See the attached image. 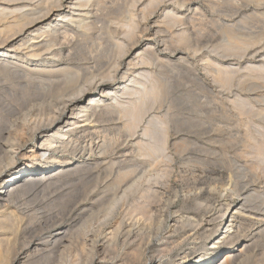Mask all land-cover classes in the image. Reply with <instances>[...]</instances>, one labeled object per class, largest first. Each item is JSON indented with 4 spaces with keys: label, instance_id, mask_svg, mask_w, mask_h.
<instances>
[{
    "label": "bare ground",
    "instance_id": "1",
    "mask_svg": "<svg viewBox=\"0 0 264 264\" xmlns=\"http://www.w3.org/2000/svg\"><path fill=\"white\" fill-rule=\"evenodd\" d=\"M12 1L0 2V75L39 79L40 102L30 115H0V264H264V115H253L258 137L238 132L235 145L213 136L200 139L214 130L199 115L151 116L149 126L124 148L118 177L91 185L90 191L92 161L64 156L92 153L83 141L95 137L85 122L115 114L122 104L131 105L119 110L127 118L123 128L132 137L137 134L146 114L142 99L154 96L156 88L140 91V106L123 101L137 92L141 77L149 78L143 68L165 51L175 63L185 61L178 46L187 45L189 34L176 44L171 35L174 43H169L161 27L182 23L170 9L166 12L168 7L197 1L149 0L156 12L142 17L151 41L142 53L135 52L138 42L130 43L133 18L120 34L118 24L103 19L100 0ZM135 1L126 5L131 10L143 5ZM161 15L160 24H147ZM92 28L104 36L80 63L78 54L86 49ZM122 34L128 39H120ZM24 58L32 68L22 67ZM225 74L220 70L213 76L226 84ZM163 162L186 168L174 181L163 182L160 193L153 189L166 175ZM40 195L48 196L29 207V198Z\"/></svg>",
    "mask_w": 264,
    "mask_h": 264
},
{
    "label": "rangeland",
    "instance_id": "2",
    "mask_svg": "<svg viewBox=\"0 0 264 264\" xmlns=\"http://www.w3.org/2000/svg\"><path fill=\"white\" fill-rule=\"evenodd\" d=\"M30 1L31 0H14L9 4L22 5L25 2ZM34 1L37 0H33L32 2ZM102 1L100 0L99 2V6L101 3L99 10H103V19L108 25L112 24L117 26L118 24L120 30L122 27L124 31L122 30L120 32L119 30L120 34L123 32L126 33L125 31H127V26H129L131 19L133 18L132 23L138 26V28L133 25L135 28H133L135 33L132 40L129 41L130 43H132V41H136L138 44H140L139 49L135 52H145L146 47L151 45V41H149V37L146 36L147 34L145 31H143V25H145V23L142 21H144L143 18H145V16H149L150 13L156 12V8L153 5H149V3L147 4L149 0H141L143 5L140 7L137 6L134 8V6L130 5L135 9L132 12L133 8L131 10V8L126 5L128 0H113V3L111 2L112 0H104V4ZM196 1V4H198H195L194 6H189L190 4L186 3V5L182 7H168L166 12L170 9L172 11L171 14L174 13V15L180 16L179 18H183V24L180 23L181 21L176 23V25L174 24L175 27H171L173 29L172 30L170 28L171 31H169V28L164 27V25L163 28L161 27V30L163 29L162 31H164L163 34L166 36V39L170 40H168L169 43L172 42L171 37H169L171 35H175L174 42L176 44L177 38L179 39L182 36L186 37V34H189L188 37L190 36V40H188L187 43L189 48H186L187 45L178 46V49H181V55L185 58V61L182 64L175 63L171 60L172 57H170L169 52L165 51L166 54L163 53L157 57L158 59H155L156 61L154 64L156 66L152 64L151 66L149 65L146 68H143L144 70L146 69V72H149V78L144 77V81L143 77H141L142 79L140 78V87L138 85V88L136 87L137 92L139 91L140 93L141 91L143 93V89L148 92L147 90L150 88L152 89V87L155 86L153 89L156 88V90L154 89L156 94L154 96L151 95L150 97L148 96L147 98H144L146 100L145 101L140 96L142 93L138 95L136 92L134 94L135 96L132 95L134 97L131 96L129 99H124L123 101L125 103H129V101H134L135 103L136 101L135 105L132 102L133 106H136L137 104L140 106L139 100L141 99L143 100V103H145L143 104L145 107H141L145 109L146 114H144L143 120H141L142 122L138 126L136 131L137 134L132 137L123 128L127 118L123 117L119 110L125 109H122V107L129 106V104H122L117 107L118 110L115 114L91 116V118L85 122V124L88 126L87 128L89 129V132L92 133L91 137H95V140L93 138V140L90 141V137H87L83 141L84 145L90 144L89 146L93 148V150L91 148L92 153L88 152L85 154V156L79 155L77 153L73 155L72 153H69L70 155L66 153L64 155L72 162L76 160L80 161L82 158H87L90 163L92 161L94 164V166H92L94 168V173L89 176L93 177L92 179L90 178L91 180L89 178L87 179L88 183L86 188L88 191L93 189L91 188L92 186L95 187L97 184L98 186H102L103 183L108 181V179L115 180L118 177L117 175L122 172L119 170L118 162L123 155V151L133 143L134 138L137 135H140V131L149 126L147 122H149L151 116L154 117V115L158 117L164 115H187L186 117L199 115L198 117L204 119V122L207 121L205 122V124L207 123L206 127L214 130L207 134V136H205L206 134L203 135L200 138L202 140L204 137L213 136L212 138L218 141L220 139L222 143L231 142L229 145H235V142L236 144L238 142L236 141L238 132L241 133V135L247 132L250 136L258 137L256 132L258 129L256 128H259V125L253 123L252 119L256 117L255 115H264V112L262 113V111H264V81L263 78H261L263 77L261 76L263 72L262 69H264V0ZM0 2H7V0H0ZM114 2L115 7L117 6V8H115L116 10H118V6L119 8L122 7L120 13L119 11L116 12L114 9ZM134 2L136 4L137 1L134 0ZM3 4L4 3H0L1 6H3ZM102 4L103 6H106V9H102ZM125 5L126 12H129L130 14L132 13L133 15H129V13L125 15V8L123 9ZM146 5L149 6L147 7ZM111 8L114 12L110 10ZM129 16L132 18L130 19ZM164 19V15H161V17L155 16L153 20L151 19L147 21V24L149 26L154 24V22L160 24ZM183 21L186 22L184 23ZM122 24L126 26H123ZM184 32L186 33L184 34ZM102 36H104L103 32H101L98 28H92L89 38L87 39L86 49L80 51L78 54L77 60H80V63H84L82 60L90 57L92 51L97 48V38ZM119 36L120 39L123 38L122 40H125V38L128 39L127 35L122 34ZM65 45H67V42L64 43V46ZM48 60H50L49 57ZM21 62L22 67L25 70H27V68L30 69L33 67L31 66L33 62L29 59H21ZM205 62L208 63L207 66L209 64L210 65L207 67ZM24 69L22 70L25 72ZM220 70H225L226 72V84L221 83L213 76L215 71ZM73 71L76 72L77 70L73 69ZM19 74L20 73H18V75L12 74V76L15 78H13L11 75V77L9 75H5V77L2 74L0 75V115H30L31 112L38 108L40 102L38 98L40 97V93L37 89V84L39 79H37V76L35 77L34 75L33 78H36L37 80L32 79V82H28L29 80L26 82V78H24L25 75L23 73L20 75ZM142 83L144 87L141 86ZM136 94L138 96H136ZM142 100L140 101V104L142 103ZM108 103H113L112 105H115V103L112 101H108L107 104ZM36 113L34 112V115ZM238 120L240 123L244 122L242 123V128L240 127L239 131L235 128L237 123H239ZM244 124H247L249 129ZM125 132H127V135ZM95 134L97 135V138ZM234 140L235 142H232ZM102 148L104 149L102 150ZM94 150L96 153H94ZM97 161L100 164H98ZM162 165L167 166L164 168L166 169V175L164 178H158V183L154 185L156 187L153 189L160 193L162 191L161 187L164 185L166 180L171 182L174 181V179L179 175H183L182 171H184L186 168L178 164L171 165V167H169L170 164L167 162H163ZM42 196L46 198L48 195H40V197L37 196L33 200V196L29 198L30 200L27 201L29 207H32V205L34 206L35 204L38 205L37 200L39 199V202H43L45 199ZM30 201L32 203H29Z\"/></svg>",
    "mask_w": 264,
    "mask_h": 264
}]
</instances>
